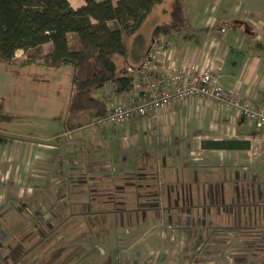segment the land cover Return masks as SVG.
I'll return each mask as SVG.
<instances>
[{"label":"crops","instance_id":"obj_1","mask_svg":"<svg viewBox=\"0 0 264 264\" xmlns=\"http://www.w3.org/2000/svg\"><path fill=\"white\" fill-rule=\"evenodd\" d=\"M70 2L75 8L85 4L83 1L78 4L73 0ZM206 5L207 0H199L194 7L199 11ZM238 7L232 17L222 20L215 16L214 7L210 8L209 13L198 19L196 27L204 26L203 31L181 32L182 36L175 41L172 40L175 34L162 37L169 45L159 66L170 72L185 64L213 67L218 70L225 89L264 107L262 35L251 43V37L256 35L252 30L250 34L246 32L242 37L245 41L249 38L250 43L241 47L242 37L236 40V35L234 39L231 30H240L242 25H225L228 28L225 32L221 29V32L216 29L206 32L211 27L221 28L224 24L220 23L226 19L239 23ZM252 12H246L244 22L258 30L262 22L253 18ZM141 38L140 55L132 57L130 48V65H138L144 59L148 45L153 46L157 40L153 39V32L149 37ZM98 95L114 104L137 94L118 95L109 86L99 90ZM104 134V165L110 168L127 165L129 176L134 178L132 189L139 195L156 198L153 202L142 201L138 207L140 210L147 208L159 218L151 222L150 229L159 236L161 244L157 254L161 261L169 260L175 264H264V239H258L251 232L264 227V219L258 218V214H264V127L257 126L246 115L225 110L212 100L193 98L131 120L124 126H116ZM59 139H63L59 141L60 145L54 143V147L38 150L32 142L20 144L17 140L0 137V205L5 206V212L9 208L3 202L9 192L5 182L9 181L10 172L16 174L13 182L19 188L11 197L14 200L13 213H26L21 205L26 201L19 198L18 191L23 187L20 177L32 180L28 155L32 153L34 161L36 154L45 151L52 153L48 158L57 161L61 152L68 149L66 154H69L71 148L65 128ZM56 146H60L57 153L54 152L58 149ZM27 189L30 192L25 198L33 204V194L31 198L29 194L34 188L28 184ZM43 189L36 188L37 191ZM44 210L39 207L35 211L44 213ZM141 212L144 211L131 213ZM166 220L171 235L166 232ZM202 229L215 232L209 238H194V231Z\"/></svg>","mask_w":264,"mask_h":264},{"label":"rangeland","instance_id":"obj_2","mask_svg":"<svg viewBox=\"0 0 264 264\" xmlns=\"http://www.w3.org/2000/svg\"><path fill=\"white\" fill-rule=\"evenodd\" d=\"M81 1L86 2L73 0L75 4ZM171 1L165 0L157 5L141 31L134 36L131 41L132 57L141 53L142 36L147 38L157 25L170 22ZM198 1L183 0L189 21L185 22L183 29L172 40L182 36L181 32L203 31L204 26H196L200 17L210 12V8L214 7L215 16L222 20L224 17H232L239 5L237 21L243 28L231 30L234 39L237 35L236 40H240L246 32L252 30L256 36L251 37V41L249 38L245 41L242 37L240 46L247 47L246 43L256 42V37L261 35L260 40L264 42V0H207L206 7L197 11L194 6ZM248 11H254L253 18L262 22L258 30L244 22ZM214 29L220 31L217 26L206 32L210 33ZM44 47L46 51L52 49L50 44ZM22 53L23 50L17 51V56ZM120 58L117 57V60ZM72 77L73 67L70 65L54 69L43 65L22 67L0 64V137L17 140L20 144L32 142L38 150L54 147V143L63 141L64 138H59L64 134L65 117L72 94ZM98 130L103 132L104 128L91 126L87 138L75 143L68 142L72 148L68 146L70 153L66 154L68 149L61 152L57 161L48 158L52 153L45 151L36 154L34 161L33 154L28 155L32 165V180L20 177L23 187L18 191L19 198L26 201L21 203L25 207L24 216L13 213L14 200L11 197L19 188L13 182L16 174L10 172L11 167L8 168L10 179L5 183L8 184L9 192L3 202L8 205L7 212L10 213L7 214L3 210L5 206L0 205V264H36L51 248L59 247L60 244L67 248L63 254L64 259L72 251L81 249L80 255L68 264H175L169 260L161 261L157 254L161 243L158 242L157 232L150 229L151 222L157 218L156 214L149 213L147 208L140 210L138 207L142 201L153 202L156 198L139 195L132 189L134 178L129 176L127 165L117 166L119 169L104 165L106 155L103 153L106 151L103 142L100 145L95 143ZM77 142H80L79 145ZM56 148L55 153L60 150V146ZM28 170L30 174L29 166ZM28 184L34 188L33 193L29 194L30 198L33 194V204L25 198L30 192ZM35 187L44 189L37 191ZM39 207L48 211H35ZM133 211L144 212L131 213ZM9 217L11 219H7ZM258 218L263 220L262 215L258 214ZM6 222L9 229L5 226ZM167 226L166 220V232L171 235L172 231ZM213 232L207 229L196 230L194 238H209ZM251 232L261 240L264 227H257ZM7 242L12 248L6 246Z\"/></svg>","mask_w":264,"mask_h":264},{"label":"trees","instance_id":"obj_3","mask_svg":"<svg viewBox=\"0 0 264 264\" xmlns=\"http://www.w3.org/2000/svg\"><path fill=\"white\" fill-rule=\"evenodd\" d=\"M164 1L86 0L84 5L75 8L70 0H0V64L22 67L43 65L54 69L72 66V94L65 117V136L75 143L88 137L91 126H100L104 128L103 132L98 130L96 137L100 145L106 137L105 131L155 112L148 111L123 123L105 121L116 104L138 101L151 93L140 69L155 45H148L146 55L138 65H130L128 59L132 39L141 31L154 8ZM187 16L183 0H172L170 22L157 25L153 30V39L178 33L185 26ZM222 22L220 25H224L220 29L224 32L228 30L225 25H241L234 19ZM46 44L51 45L50 51L45 50ZM168 45L165 40V49ZM19 50L23 53L17 56ZM119 56L121 58L117 60ZM159 63L160 60L155 61V66L146 75L162 78L170 72L162 70ZM109 86L118 95H137L114 104L108 103L98 95V91ZM24 214L20 213L21 216ZM7 225L6 222L5 226L9 229ZM5 244L12 248L8 242ZM65 247L60 244L51 248L50 253L36 264H68L80 255L81 249L78 248L64 259Z\"/></svg>","mask_w":264,"mask_h":264},{"label":"built area","instance_id":"obj_4","mask_svg":"<svg viewBox=\"0 0 264 264\" xmlns=\"http://www.w3.org/2000/svg\"><path fill=\"white\" fill-rule=\"evenodd\" d=\"M161 38L155 41V49L149 53L147 61L140 69L143 81L151 91L150 95L141 97L138 101L116 104L112 113L106 117V122L123 123L148 111L158 112L171 103L199 97L212 100L231 113L246 115L257 126L264 127V107H259L225 89L220 82L218 70L213 67L200 68L195 64H185L175 68L173 72H166L162 78L146 75L166 50L165 41Z\"/></svg>","mask_w":264,"mask_h":264}]
</instances>
